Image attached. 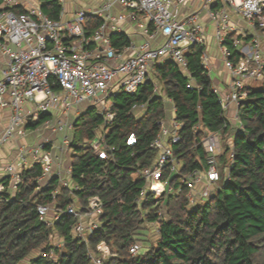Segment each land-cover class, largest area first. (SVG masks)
Instances as JSON below:
<instances>
[{"label": "built area", "instance_id": "2783aa9c", "mask_svg": "<svg viewBox=\"0 0 264 264\" xmlns=\"http://www.w3.org/2000/svg\"><path fill=\"white\" fill-rule=\"evenodd\" d=\"M27 1L3 0L0 9V112L6 108L11 111L0 130V193L7 189L5 178H9L8 187L15 193L24 170L36 164L42 169L37 177L39 182L59 178V186L52 195L56 196L63 188L72 194L80 190L72 178L71 163H63L68 158L66 154L74 149V123L82 112L78 109L75 118L70 113L82 106L97 110L103 123L92 139L81 143L90 146L101 159L114 161L115 146L107 141L111 124L117 117L113 98L122 91L136 94L150 79L164 102L166 97L172 99L161 92L155 78L156 66L174 61L190 75L187 52L194 44L203 47L201 64L212 77L215 66L210 44L215 43L227 78L220 84L213 83V89L228 123L231 125L235 120L236 130L243 129L238 118L240 101L247 97V89L253 84L264 82V0H107L96 8H80L71 17H67L66 0H57L61 5L58 19L43 11L40 0L38 4H27ZM23 4H27L26 12L11 9ZM117 5L127 10L126 17L115 13ZM88 16L100 20L91 33L87 32ZM127 18L145 22L141 26L144 37L130 38L123 47H116L111 35L122 33L121 23ZM189 86L199 88L194 80ZM146 107L145 103H135L131 112L141 117ZM176 110L174 104L170 117L165 109V115L157 120L158 130L149 144L155 156L146 166L138 162L132 173L133 178L146 182V190L136 199L139 203L151 192L156 202L163 204V196L174 192L173 177L179 176L180 183L188 188L189 203L202 204L216 193L222 180L229 179L235 153L234 150L228 153L223 174L220 155L224 149L219 132L208 131L202 139L207 154L203 167L182 172L183 160L174 150L182 127L176 120ZM40 113L51 117L36 127H28L38 122ZM39 128L60 134L58 141L45 136L30 143V129ZM198 129L199 125L195 127ZM126 143L135 145L137 136L130 133ZM8 144L12 145L13 154L3 162L2 150ZM103 205L101 197L94 195L85 207L76 200L65 209L54 203L39 204L37 209L40 218L50 227L64 214L77 218L75 231L86 239L99 228ZM157 215L149 228L158 238L160 223L165 219L163 206ZM57 235L60 234L55 230L49 233L50 251L43 256L53 258L55 251L64 247L62 236L54 243ZM141 244L135 243L131 253L147 248ZM97 251L89 254L90 264H103V259L113 256L105 241L98 243Z\"/></svg>", "mask_w": 264, "mask_h": 264}, {"label": "trees", "instance_id": "16d2710c", "mask_svg": "<svg viewBox=\"0 0 264 264\" xmlns=\"http://www.w3.org/2000/svg\"><path fill=\"white\" fill-rule=\"evenodd\" d=\"M41 7L51 18L60 17L57 0H43ZM11 9L26 12L23 6ZM87 23V32L91 33L100 20L88 16ZM111 39L116 47L129 41L123 33H114ZM202 50L194 44L187 52L190 75L174 61L155 69L161 92L173 99L176 120L182 123L174 150L183 160L184 173L205 164L207 154L201 142L208 131L219 132L222 138L231 131L212 77L201 64ZM191 80L199 88H190ZM247 91L238 107L243 129H235L233 144L220 155L224 174L228 153L234 150L229 179L222 180L216 193L197 205L189 203L188 188L180 183L179 176L173 177L174 192L163 196V204L156 202L151 192L140 203L136 200L146 190V182L133 178L132 173L138 162L146 166L154 158L149 144L157 133V120L166 109L163 97L154 90L153 80H146L136 94L122 91L113 98L117 117L107 141L115 146L114 161L101 159L90 146L81 143L92 139L103 123L95 108H87L75 120L72 144V178L80 190L72 194L63 188L52 195L59 178L39 182L42 169L38 164L24 170L15 193L8 187L9 178L3 179L7 189L0 193V264H90L89 254L97 253L102 241L113 254L103 259V264H264V82ZM135 103L147 104L141 117L131 112ZM49 117L50 114L40 113L38 122L28 127H36ZM198 125L200 129L195 130ZM130 133L137 136L133 146L126 143ZM94 195H99L104 203L101 224L86 239L76 233L78 219L72 215L64 214L50 227L38 213L39 204L54 203L65 209L77 200L85 207ZM162 206L165 219L160 223V235L145 250L132 254L131 247L140 241L139 236H145L144 229L157 220V210ZM52 230L64 239V247L57 249L53 258L43 256L50 251L48 236Z\"/></svg>", "mask_w": 264, "mask_h": 264}, {"label": "crops", "instance_id": "0c3cea01", "mask_svg": "<svg viewBox=\"0 0 264 264\" xmlns=\"http://www.w3.org/2000/svg\"><path fill=\"white\" fill-rule=\"evenodd\" d=\"M105 1H107V0H66L65 1V10H66V13H67V17H71L72 14L74 12H76L80 8H84V9L96 8L99 5H101L102 3H104ZM38 2H39V0H28L27 4H38ZM42 3H43V0H40V5L41 6H42ZM27 4L26 5L23 4L22 6L24 8H26ZM114 11H115V13H117L119 15H122L124 17H126L128 15L127 10L123 9L121 6H118V5L115 6ZM143 24H145V22H143L142 20L139 21V22H136V21H133V20H130V19L127 18V19L123 20L122 23H121L122 33L125 34L128 39L133 38L134 40H141L144 37L143 31H142V28H141V26ZM213 57H214V55H213ZM214 66H215V68H214V71H213L212 75L216 71V68H220L221 67V70L218 73V75L221 78L216 79L215 81H213V79H212V81H213L214 84H216V83L220 84L227 78V72L225 71V68L223 67V63H222V66H221V61L220 60H217L216 62H214ZM162 94H164V92H162ZM174 104L175 103L173 102L172 99H169L167 97L165 98V106H166V110H168V113H169L168 116L169 117H170V114H171V109H172ZM232 107H234V105H232ZM86 109H87V106H82V107H79V108H75L70 113L71 118H75L77 110L80 111V112H84ZM10 113H11V111H10L9 108H6V109H4V111L0 112V130L7 123V120L9 118V116H10ZM54 114H56V113L53 112V115ZM234 121L230 125L231 126V131H230L229 135H227V137H231L232 139H233L232 136L235 133V129L237 128L236 127L237 123L234 122ZM45 136L50 137V139L52 141L53 140L58 141V138H59L60 134L53 133L52 131H50L48 129H45V128H39V130H36V131L34 129L33 130L30 129V133L28 135V141L30 143L33 142V141H34V143H36L37 139L40 140V138H43ZM9 146H10L9 144L4 146V148L2 150V154L4 156L3 159H2L3 162L7 161V159H6L7 157L5 155L7 154L6 152H9V150H8ZM69 163H71V159H69L68 162L66 161L67 165H69Z\"/></svg>", "mask_w": 264, "mask_h": 264}, {"label": "rangeland", "instance_id": "374dc122", "mask_svg": "<svg viewBox=\"0 0 264 264\" xmlns=\"http://www.w3.org/2000/svg\"><path fill=\"white\" fill-rule=\"evenodd\" d=\"M210 53L212 54V55H214V62H216L217 60H220L221 61V56H220V54L218 53V52H216V45H215V43L212 41L211 42V44H210ZM221 66H222V62H221ZM220 70H221V67L220 68H216V71L214 72V74L212 75V79H213V81H215L216 79H219V78H221L219 75H218V73L220 72ZM261 85V83L260 82H256L255 84H253V86H256V87H258V86H260ZM232 115H233V113H232ZM233 144V139L231 138V137H223L222 138V146H223V149L225 148V147H227L228 145L229 146H231ZM8 150L10 151V152H6L7 154H6V159H9L10 157H11V155L13 154V147H12V145H10L9 146V148H8ZM9 154H11V155H9ZM72 154H73V150L71 151V152H68L67 154H66V156L68 157L67 159H66V161L68 162V160L69 159H71L72 158ZM2 157H4L3 156V154H2ZM63 163H65V165H67L66 164V162H63ZM72 182V181H71ZM143 234L145 235V236H139V239H140V244L141 245H150L151 244V241H156V239H157V235L149 228V227H147V228H145L144 229V231H143ZM144 237H146V238H144ZM61 239V237H60V235H57L56 236V238H55V241H54V243H57V242H59V240ZM146 239V240H145ZM148 243V244H147ZM94 252V251H93ZM97 253H98V251H97ZM95 254V253H94Z\"/></svg>", "mask_w": 264, "mask_h": 264}]
</instances>
